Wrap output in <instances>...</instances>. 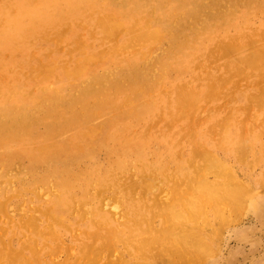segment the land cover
<instances>
[{
	"label": "rangeland",
	"instance_id": "rangeland-1",
	"mask_svg": "<svg viewBox=\"0 0 264 264\" xmlns=\"http://www.w3.org/2000/svg\"><path fill=\"white\" fill-rule=\"evenodd\" d=\"M64 1L0 0V264H264V0ZM196 149L253 184L239 220L205 230L206 258L153 232L143 260L124 232L147 230Z\"/></svg>",
	"mask_w": 264,
	"mask_h": 264
},
{
	"label": "bare ground",
	"instance_id": "bare-ground-1",
	"mask_svg": "<svg viewBox=\"0 0 264 264\" xmlns=\"http://www.w3.org/2000/svg\"><path fill=\"white\" fill-rule=\"evenodd\" d=\"M12 1V0H11ZM65 1H67V0H65ZM64 1V2H65ZM84 1V0H83ZM24 2H26V1H24ZM59 2V1H58ZM71 2H73L72 0H71ZM86 2V1H85ZM90 2V1H89ZM88 2V3H89ZM98 2V1H97ZM107 2V1H106ZM60 3V2H59ZM69 3V2H68ZM83 3V2H82ZM81 3V6L83 5ZM87 3V4H88ZM91 3V2H90ZM94 3H95V1H94ZM93 3V4H94ZM175 3H177V1L175 2ZM26 4V3H25ZM24 4V5H25ZM63 4V3H62ZM65 4V3H64ZM79 4V3H78ZM106 4V3H105ZM58 5V4H57ZM68 5V4H67ZM77 5V4H76ZM191 5V4H190ZM18 6H20V5H18ZM29 6V5H28ZM63 6L64 5H62V8H63ZM71 6V5H70ZM84 6H86L85 4H84ZM88 6V5H87ZM98 6V5H97ZM100 6H102V4L100 5ZM192 6V5H191ZM190 6V7H191ZM25 7V6H24ZM39 7V6H38ZM37 7V8H38ZM44 6H42V8H43ZM55 7V6H54ZM58 7H60V5L58 6ZM57 7V8H58ZM69 7V6H68ZM72 7V9L74 8L73 6H71ZM79 7V6H78ZM90 7V6H89ZM96 7V6H95ZM95 7H93V8H95ZM182 7V6H181ZM187 7H189V6H187ZM186 7V8H187ZM21 8V7H20ZM35 8V7H34ZM88 8V7H87ZM99 8V7H98ZM98 8L96 7V11H98ZM192 8V7H191ZM7 9V8H6ZM29 9V8H28ZM33 9V8H32ZM47 9V8H46ZM51 9H52V7H51ZM60 9H61V7H60ZM168 9V8H167ZM221 9V8H220ZM25 10V9H24ZM35 10V9H34ZM37 10H39V9H37ZM48 10H50V9H48ZM53 10V9H52ZM69 10H70V8H69ZM92 10H94V9H92ZM171 10V9H170ZM27 11V10H26ZM30 11V10H29ZM44 11V10H43ZM58 11V10H57ZM56 11V12H57ZM74 11L75 12H77V10H75L74 9ZM183 11V10H182ZM246 11V10H245ZM37 12H39V11H37ZM53 12V11H52ZM51 12V13H52ZM63 12V11H62ZM98 12H100V11H98ZM23 13H25V12H23ZM27 13V12H26ZM33 13V12H32ZM42 13V12H41ZM45 13V12H44ZM47 13H49V12H47ZM61 13V12H60ZM59 13V14H60ZM74 13V12H73ZM78 13V12H77ZM94 14V13H93ZM97 14V13H96ZM29 15V14H28ZM51 15V14H50ZM73 15V14H72ZM181 15V14H180ZM30 16V15H29ZM43 16H44V14H43ZM49 16V15H48ZM54 16V15H53ZM69 16V15H68ZM71 16V15H70ZM110 16V15H109ZM13 17H15V16H13ZM23 17V16H22ZM37 16H35V18H36ZM72 17V16H71ZM100 17V16H99ZM141 17V16H140ZM27 18V17H26ZM34 18V17H33ZM97 18V17H96ZM95 18V19H96ZM14 19V18H13ZM19 19V18H18ZM28 19H30V18H28ZM44 20L46 19V18H43ZM50 20L52 19L51 17L49 18ZM70 19V18H69ZM94 18H92V20H93ZM98 19V18H97ZM15 20H17L16 18H15ZM21 20H23L22 18H21ZM91 20V21H92ZM126 20V19H125ZM37 21V20H36ZM98 21V20H97ZM104 21V20H103ZM130 21V20H129ZM128 21V22H129ZM134 21H136L137 22V20H135L134 19ZM144 21V20H143ZM29 22V21H28ZM149 22V26L150 27H148V28H146V30L144 29V31H134L135 32V36H136V39H137V43H143V45H144V43H146L147 41L149 42L151 39H152V37L154 38V35H156L157 34V32L155 31V30H153L152 29V22H151V20H149L148 21ZM14 23V22H13ZM18 23H19V21H18ZM22 23H24V22H22ZM30 24H31V22H29ZM90 23V22H89ZM145 23V22H144ZM16 24V23H15ZM34 24V23H33ZM49 24V23H48ZM67 24V23H66ZM65 24V25H66ZM105 24V23H104ZM107 24V23H106ZM120 24V23H119ZM134 24V23H133ZM175 24V23H174ZM4 25V24H3ZM23 25L24 24H22V25H20V28L21 27H23ZM100 25V24H99ZM126 25V24H125ZM7 26V25H6ZM18 26H19V24H18ZM26 26V25H25ZM46 26V25H45ZM94 26V25H93ZM98 26V25H97ZM16 27V26H15ZM166 27V26H165ZM8 28V27H7ZM13 28H14V26H13ZM17 28V27H16ZM19 28V27H18ZM120 28V27H119ZM210 28V27H209ZM125 30H126V28H124ZM160 29V28H159ZM22 30V29H21ZM157 31H158V33H159V35L161 34V30L159 31L158 29H156ZM5 31V30H4ZM15 31V30H14ZM19 31H20V29H19ZM101 31H102V29H101ZM131 31V30H130ZM18 32V31H17ZM22 32V31H21ZM122 32V31H121ZM127 32V31H126ZM260 32V31H259ZM3 33V32H2ZM125 33V32H124ZM129 33V32H128ZM134 34V33H133ZM158 35V36H159ZM111 36V35H110ZM162 36V35H161ZM90 37V36H89ZM169 37H171V36H169ZM165 38V37H164ZM116 39V38H115ZM123 39V38H122ZM121 39V40H122ZM125 39V38H124ZM154 39H156V38H154ZM31 40V39H30ZM104 40V39H103ZM119 41V40H118ZM132 41V40H131ZM135 41V40H134ZM159 41V40H158ZM7 42V41H6ZM120 42V41H119ZM118 42V43H119ZM123 42V41H122ZM133 42V41H132ZM5 43V42H4ZM126 43V42H125ZM161 43V42H160ZM100 44H102V43H100ZM131 45H132V43H130ZM129 44V45H130ZM133 44H135V43H133ZM108 45H109V43H108ZM119 45V44H118ZM136 45V44H135ZM143 45H137V46H143ZM155 45H157L156 43H155ZM107 46V45H106ZM113 46V45H112ZM231 46H233V45H231ZM107 48V47H106ZM127 48V47H126ZM138 48V47H137ZM142 48V47H141ZM231 48H233V47H231ZM95 49V48H94ZM93 49V50H94ZM108 49V48H107ZM125 49V48H124ZM123 49V50H124ZM140 49V48H139ZM146 49V48H145ZM230 49V48H229ZM141 50V49H140ZM235 50V49H234ZM92 51V50H91ZM135 51V50H134ZM104 52V51H103ZM120 52V51H119ZM122 52V51H121ZM162 52V51H161ZM244 52V51H243ZM73 53V52H72ZM82 53V52H81ZM83 53H84V51H83ZM104 53H106V52H104ZM113 53H115V52H113ZM143 53V52H142ZM78 54V53H77ZM133 54V53H132ZM251 54H253V53H251ZM67 55V54H66ZM70 55H72V54H70ZM69 55V56H70ZM121 55V54H120ZM126 55V54H125ZM138 55V54H137ZM230 55V54H229ZM65 57V56H64ZM115 57V56H114ZM119 57V56H118ZM135 57V56H134ZM94 58V57H93ZM151 58V57H150ZM254 58V54H253V57H252V59ZM68 59V58H67ZM119 59V58H118ZM255 59V58H254ZM253 59V60H254ZM62 60V59H61ZM93 60V59H92ZM137 60V59H136ZM152 60V59H151ZM234 60V59H233ZM51 61V60H50ZM66 61V60H65ZM78 61V60H77ZM109 61V60H108ZM56 62V61H55ZM64 62V61H63ZM68 62V61H67ZM89 62V61H88ZM87 62V63H88ZM122 62H124L123 60H122ZM227 62V61H226ZM229 62V61H228ZM227 62V63H228ZM90 63V62H89ZM118 63V62H117ZM230 63H231V61H230ZM251 63H253V62H251ZM255 63V62H254ZM54 64V63H53ZM106 64V63H105ZM256 64V63H255ZM260 64V63H259ZM52 65V64H51ZM107 65V64H106ZM243 65V64H242ZM250 65H252V64H250ZM249 65V66H250ZM109 66V65H108ZM244 66V65H243ZM261 66V65H260ZM61 67V66H60ZM233 67H234V65H233ZM251 67H253V66H251ZM256 67H257V65H256ZM255 66H254V69L256 68ZM19 68H21V67H19ZM55 68H56V66H55ZM245 68H246V66H245ZM110 69V68H109ZM101 70V69H100ZM103 70V69H102ZM239 70V69H238ZM242 70V69H241ZM11 71V70H10ZM16 71V70H15ZM63 71V70H62ZM156 71V70H155ZM243 71H244V69H243ZM246 71V70H245ZM9 72V71H8ZM46 72V71H45ZM12 73V72H11ZM59 73V72H58ZM16 74V73H15ZM44 74V73H43ZM48 74V73H47ZM90 74H88L87 76H89ZM69 76V75H68ZM67 76V77H68ZM70 76H72V75H70ZM167 76V75H166ZM240 76H242V74L240 75ZM18 78V77H17ZM44 78V77H43ZM46 78V77H45ZM59 78V77H58ZM64 78V77H63ZM62 78V79H63ZM15 79V78H14ZM12 80V79H11ZM67 80V79H66ZM231 80V79H230ZM3 81H4V79H3ZM7 81V80H6ZM13 81V80H12ZM14 82V81H13ZM12 82V83H13ZM57 82V81H56ZM59 82H61V81H59ZM63 82V81H62ZM64 82H66V81H64ZM1 83V82H0ZM107 84V83H106ZM57 85V84H56ZM225 85V84H224ZM53 87H55V86H53ZM57 87V86H56ZM17 88V87H16ZM22 89V88H21ZM29 89V88H28ZM35 90V89H34ZM51 90V89H50ZM28 91V90H27ZM195 91V90H194ZM31 92H32V89H31ZM39 92V91H38ZM28 93H30V92H28ZM27 93V94H28ZM65 93V92H64ZM2 94H4V93H2ZM113 96V95H112ZM21 97V96H20ZM126 97V96H125ZM147 97V96H146ZM256 98H257V96H256ZM124 100V99H123ZM122 101V100H121ZM12 103V102H11ZM123 103V102H122ZM186 103V102H185ZM33 104V103H32ZM258 104V103H257ZM3 105V104H2ZM1 105V106H2ZM4 107V106H3ZM78 108V107H77ZM262 109V108H261ZM250 110L252 111V107L250 108ZM259 110V109H258ZM182 113H184V111H182ZM258 113V112H257ZM184 114H182V116H183ZM262 115V114H261ZM233 116V115H232ZM181 117V116H180ZM185 117V116H184ZM184 117H182V119L184 118ZM179 118V117H178ZM261 119V118H260ZM255 121V120H254ZM245 122V121H244ZM246 122H248V120H246ZM214 123H217V122H214ZM213 123V124H214ZM224 123H225V121H224ZM256 123V122H255ZM240 125V124H239ZM238 125V126H239ZM224 126H225V124H224ZM246 126L247 125H245V129H246ZM35 128V127H34ZM85 129V128H84ZM217 129V128H216ZM227 129V128H226ZM237 129V128H236ZM243 130V131H245L246 132V130ZM222 130H223V128H222ZM83 131H85V130H83ZM81 132V131H80ZM80 132H79V134H80ZM222 132V131H221ZM220 132V133H221ZM244 132V133H245ZM251 133H252V130H251ZM78 134V135H79ZM245 134H247V133H245ZM256 134V133H255ZM264 134V133H263ZM81 135V134H80ZM79 135V136H80ZM196 136V135H195ZM198 136V135H197ZM221 136V135H220ZM248 136V135H247ZM253 136H255V135H253ZM81 137H83V136H81ZM245 137H246V135H245ZM245 137H244V139H245ZM217 138V137H216ZM84 138H82V140H83ZM89 139V138H88ZM243 139V141H244V143H245V140ZM254 139H255V137H254ZM247 140V139H246ZM248 143V142H247ZM251 143V142H250ZM261 143V142H260ZM262 145V144H261ZM248 146V145H247ZM157 147V146H156ZM204 147H205V145H204ZM246 147V146H245ZM245 147H243L244 148V153H243V151H242V153H243V155H246V151L245 150H248V149H245ZM256 146H254V148H255ZM206 148V147H205ZM247 148H249V147H247ZM199 149V148H198ZM198 149H196V150H198ZM211 149V148H210ZM215 150V149H214ZM199 151V150H198ZM200 152V153H199ZM197 154H202L203 152H201V151H199ZM219 152H221V151H219ZM249 152V150L247 151V153ZM222 153V152H221ZM224 153V152H223ZM205 154V155H204ZM204 154H202V155H204V164L202 165V166H194L195 167V171L191 174V171L190 170H188L187 172H185V173H182V175L179 177H176L177 179L175 180L176 182H175V185L177 186V188H174V186H173V188H171V191H172V199H171V201L170 202H168V203H166L165 205H163L164 204V202H163V204H161L160 202H158L157 204H156V206L154 207V208H152L150 211H151V214L153 215V218H154V220L156 221V220H160L161 221V228H160V230H156L154 227L156 226L155 224H154V220H153V222H152V220H149L148 221V223H147V230H143V228L141 227V226H138V227H135L134 229H132L133 231V233H126V232H124L125 234H126V236H127V238H125V242H127L126 241V239H131V240H136V242H137V240H139V243H138V246H137V253H139V258L141 257L143 260H146V261H148L149 260V257H148V250L153 246L152 244L155 242L154 241V236H152L151 235V233H153V232H156V236L158 235H161V237H160V241L159 242H157L158 244L160 243V242H162V243H166V241H168L169 243H172V244H174V246H175V244H176V246H178L177 248H179V251H183V254H184V252H185V254H187L188 255V253L190 254V255H203L204 256V258H206L205 257V255L204 254H206V253H209V248H208V245H207V242L205 241V230L206 229H208V228H210L209 226L211 225V224H213L214 222H217V225H224L225 223H231L232 222V220L234 219V218H236V219H238L235 215H236V213L238 212V211H234V209H235V207L239 204V199H240V197L242 198V196H248V194L247 195H245L246 193H250V187H248V186H250V185H253V184H250V185H245L244 184V182H236V179H235V176H234V172H233V168H231L230 166H226V164H225V162H223V160H222V158L221 159H219V158H217V157H215V155H214V157L213 156H211V155H207L206 153H204ZM209 154V153H208ZM232 154V153H231ZM241 154V153H240ZM119 155V154H118ZM216 155H218V154H216ZM258 155V154H257ZM129 156V155H128ZM197 156H199V155H197ZM223 156H224V154H223ZM226 156V155H225ZM229 156V155H228ZM240 156V155H239ZM238 156V157H239ZM115 157V156H114ZM132 157V156H131ZM219 157V156H218ZM222 157V156H221ZM230 157V156H229ZM253 157V156H252ZM127 158V157H126ZM198 158V157H197ZM201 158V157H200ZM119 159H120V157H119ZM121 159H122V157H121ZM131 159V158H130ZM205 159H207L206 161H205ZM241 159V158H240ZM243 159V161H245V158L243 157L242 158ZM247 159V158H246ZM197 160V159H196ZM201 160H203V157H202V159ZM253 160V159H252ZM255 160V159H254ZM257 160V159H256ZM260 160V159H259ZM125 162V161H124ZM206 162V163H205ZM254 162V161H253ZM257 162V161H256ZM231 163V162H230ZM239 163V162H238ZM138 164V163H137ZM145 164V163H144ZM234 164V163H233ZM236 164V163H235ZM250 164H252V162L250 163ZM258 164V163H257ZM231 165V164H230ZM240 165V164H239ZM234 166V165H233ZM251 166V165H250ZM36 167V166H35ZM98 167V166H97ZM103 167V166H102ZM106 167V166H105ZM238 167V166H237ZM243 167V166H242ZM239 168H241V167H239ZM246 168V167H245ZM244 168V169H245ZM252 168V167H251ZM106 169H107V167H106ZM89 170V169H88ZM235 170V169H234ZM106 171H108V169L106 170ZM110 172V171H109ZM245 172V171H244ZM108 173V172H107ZM261 173L262 172H260V175H261ZM237 174V173H236ZM242 174V173H241ZM251 174V173H250ZM121 175V174H120ZM252 175V174H251ZM22 176H24V175H22ZM40 176V175H39ZM214 176H217V179H218V177L220 178V180H221V178H222V181H216V180H214L213 179V177ZM238 176V175H237ZM247 176H249V175H247ZM75 177V176H74ZM84 177H86V176H84ZM245 177V176H244ZM254 177V176H253ZM93 178V177H92ZM239 178V177H238ZM251 178V177H250ZM95 180V179H94ZM93 180V181H94ZM118 180V179H117ZM0 181H2V180H0ZM48 181V180H47ZM92 181V182H93ZM116 181V180H115ZM114 181V182H115ZM241 181H242V179H241ZM80 182V181H79ZM96 182V181H95ZM64 183V182H63ZM82 183V182H81ZM85 183V182H84ZM245 183H246V180H245ZM252 183H254V182H252ZM65 184V183H64ZM115 184V183H114ZM262 184V183H261ZM261 184L259 185V189H260V186H261ZM48 185V184H47ZM87 185V184H86ZM263 185V184H262ZM49 186V185H48ZM52 186V185H51ZM83 186V185H82ZM151 186V185H150ZM34 187V186H33ZM32 188V187H31ZM263 188H264V185H263ZM30 189V188H29ZM76 191H78V190H76ZM13 193V192H12ZM66 194V193H65ZM64 194V195H65ZM7 195H8V193H7ZM63 195V194H62ZM69 196V195H68ZM63 197V196H62ZM66 197V196H65ZM82 197H84V196H82ZM82 197H80V198H82ZM5 198V197H4ZM40 198V197H39ZM49 198V197H48ZM245 198V197H244ZM249 197H247V199H248ZM6 199V198H5ZM58 199V198H57ZM61 200H62V198H60ZM84 199V198H83ZM164 199V198H163ZM251 199V198H250ZM8 200V199H7ZM41 200V199H40ZM77 200V199H76ZM79 200V199H78ZM244 200V199H243ZM245 200H246V198H245ZM262 200V199H261ZM58 201V200H57ZM164 201V200H163ZM254 201V200H253ZM5 202H7L6 200H5ZM10 203H11V201H9ZM125 202V201H124ZM245 202V201H244ZM53 203V202H52ZM253 203V202H252ZM261 203H263V202H261ZM141 204V203H140ZM240 204H242V203H240ZM239 204V205H240ZM247 203H245V205H244V203H243V205H244V207H248L247 205H246ZM250 204H251V201H250ZM77 205V204H76ZM137 205V204H136ZM239 205L237 206V207H239ZM145 206V205H144ZM233 206H235V207H233ZM241 206V205H240ZM254 206V205H253ZM237 207H236V209H237ZM116 208V209H115ZM114 209L115 210H117V204H116V207H115ZM142 208V207H141ZM146 208V207H145ZM232 208H234L233 210H232ZM240 208V207H239ZM238 208V209H239ZM243 208V207H242ZM63 209V208H62ZM129 209V208H128ZM248 209V208H247ZM114 210V211H115ZM242 210H244V209H242ZM112 211V210H111ZM239 211H241V210H239ZM242 212V211H241ZM129 213V212H128ZM243 213V212H242ZM130 214V213H129ZM238 215V214H237ZM240 215H242V214H240ZM15 216V215H14ZM52 216V215H51ZM132 216V215H131ZM136 216V215H135ZM235 216V217H234ZM241 217V216H240ZM70 218V217H69ZM115 218V217H114ZM242 218V217H241ZM96 219V218H95ZM131 219V218H130ZM52 220V219H51ZM239 220V219H238ZM134 221V220H133ZM144 221V220H143ZM50 222V221H49ZM222 222H225V223H222ZM156 223H157V221H156ZM233 223V222H232ZM231 223V224H232ZM112 224V223H111ZM155 226H154V225ZM113 225V224H112ZM111 225V226H112ZM230 225V224H229ZM222 226H219V227H222ZM226 226V225H225ZM110 227V226H109ZM178 227H181L182 229H181V231H180V233H176L175 231V229H177ZM73 228V227H72ZM213 228V227H212ZM224 228V227H223ZM101 229V228H100ZM129 229H131V228H129ZM180 228H178L177 229V231L179 230ZM215 228H213V230H214ZM221 230H223L222 228H220ZM221 230H220V232H221ZM142 231H144L143 233H141ZM210 231V230H209ZM209 231H207L208 233H209ZM217 231V230H216ZM216 231H215V234H216ZM214 232V231H213ZM68 233V232H67ZM60 234V233H59ZM108 234V233H107ZM111 234V236L109 237V239L111 238V239H115V238H119L120 237V233H110ZM141 234H142V237H141ZM144 234V235H143ZM221 235H222V233H220ZM220 234H218V235H220ZM124 235V234H123ZM217 235V234H216ZM217 235V236H218ZM107 237V238H108ZM219 237H221V236H219ZM139 238V239H138ZM222 238V237H221ZM109 239H108V241H109ZM166 239V240H165ZM220 239V238H219ZM105 240H106V238H105ZM155 240H156V238H155ZM158 240V239H157ZM107 241V240H106ZM115 241V240H114ZM121 241H123V240H121ZM120 241V239H119V242H121ZM110 242V241H109ZM108 242V243H109ZM112 242L113 241H111L110 243H111V245H112ZM214 242H216V241H214ZM109 243V244H110ZM123 243V242H122ZM114 244V243H113ZM116 244V243H115ZM124 244V243H123ZM213 244V243H212ZM107 245V244H106ZM105 245V246H106ZM111 245H110V248H114L113 247V245H112V247H111ZM154 245H156V244H154ZM162 245H164V244H162ZM216 245V244H215ZM114 246H117V245H114ZM160 246V245H159ZM175 246V247H176ZM216 246H218V245H216ZM91 247V246H90ZM119 247V246H118ZM186 247V248H185ZM219 247V246H218ZM92 248H93V246H92ZM95 248V247H94ZM93 248V249H94ZM134 248H135V246H134ZM167 248V247H166ZM176 248V249H177ZM180 248H182L181 250H180ZM188 248V249H187ZM32 249V248H31ZM92 249V250H93ZM109 249V248H108ZM107 249V250H108ZM115 249H117V248H115ZM132 249V248H131ZM175 249V250H176ZM215 249H216V247H215ZM91 250V249H90ZM91 250V251H92ZM113 250V249H112ZM127 250V249H126ZM165 250H167V249H165ZM212 250V249H211ZM104 251H105V249H104ZM113 251H117L118 252V250H113ZM133 251V250H132ZM172 251V250H171ZM179 251H177V253L179 252ZM89 252V251H88ZM121 252V251H120ZM166 252H168V251H166ZM175 253H176V251H174ZM103 253V252H102ZM124 253V252H123ZM129 253V252H128ZM176 253V254H177ZM212 253V251L209 253V254H211ZM52 254V253H51ZM89 254H91L90 252H89ZM121 254V253H120ZM135 254V253H134ZM171 254V253H170ZM216 254V253H215ZM215 254H213V255H215ZM41 255V254H40ZM48 255V254H47ZM92 255V254H91ZM103 255V254H102ZM174 255V254H173ZM208 255V254H207ZM123 256V255H122ZM157 256V255H156ZM164 258H166L167 256L166 255H162ZM161 256V257H162ZM175 256H177V255H175ZM186 256V255H185ZM185 256H183L184 258H185ZM210 256V255H209ZM89 257H90V255H89ZM88 256H87V258H89ZM100 257V256H99ZM130 257H133V256H131L130 255ZM129 257V258H130ZM154 257V256H153ZM173 257V256H172ZM171 257V258H172ZM191 257V256H190ZM195 257V256H194ZM91 258V257H90ZM108 258V257H107ZM122 258V257H121ZM120 258V260H123L124 258H122L121 259ZM138 258V257H137ZM138 258V259H139ZM163 258V259H164ZM178 258V257H177ZM183 258V259H184ZM192 258V257H191ZM202 258V257H201ZM200 258V259H201ZM211 258V257H210ZM109 259V258H108ZM132 259V258H131ZM141 259V260H142ZM160 259V258H159ZM186 259H188V257H186ZM197 258H195V260H196ZM100 260V259H99ZM189 260H190V258H189ZM188 260V261H189ZM202 260H203V258H202ZM202 260H201V262H202ZM206 260V259H205ZM125 262H126V259L124 260ZM123 261V262H124ZM130 261V260H129ZM140 261V260H139ZM154 261H156V260H154ZM166 261V260H165ZM191 261V260H190ZM197 261V260H196ZM207 261V260H206ZM209 261V260H208ZM157 262H159V261H157ZM161 262V261H160ZM166 262H168V261H166ZM171 262V261H170ZM183 262V261H182ZM185 262H187V261H185ZM199 262V260L197 261V263L195 262V264H199L198 263ZM205 262V261H204ZM108 263V262H107ZM120 263H121V261H120ZM189 262H187V264H188ZM191 263V262H190ZM66 264V263H65ZM69 264V263H68ZM70 264H71V262H70ZM110 264V263H109ZM124 264V263H123ZM141 264V263H140ZM144 264H146V263H144ZM164 264V263H163ZM167 264V263H166ZM184 264V263H183Z\"/></svg>",
	"mask_w": 264,
	"mask_h": 264
}]
</instances>
